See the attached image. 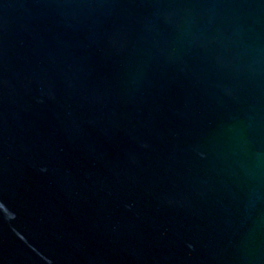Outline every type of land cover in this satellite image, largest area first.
Segmentation results:
<instances>
[{
    "label": "water",
    "instance_id": "obj_1",
    "mask_svg": "<svg viewBox=\"0 0 264 264\" xmlns=\"http://www.w3.org/2000/svg\"><path fill=\"white\" fill-rule=\"evenodd\" d=\"M0 264H264V0H0Z\"/></svg>",
    "mask_w": 264,
    "mask_h": 264
}]
</instances>
